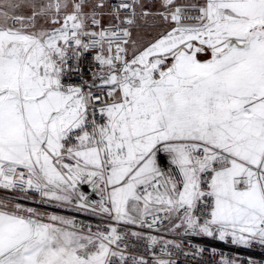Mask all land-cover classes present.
<instances>
[{
	"label": "snow or ice",
	"instance_id": "obj_1",
	"mask_svg": "<svg viewBox=\"0 0 264 264\" xmlns=\"http://www.w3.org/2000/svg\"><path fill=\"white\" fill-rule=\"evenodd\" d=\"M0 190V264H150L121 225L264 246V0H0Z\"/></svg>",
	"mask_w": 264,
	"mask_h": 264
},
{
	"label": "built area",
	"instance_id": "obj_2",
	"mask_svg": "<svg viewBox=\"0 0 264 264\" xmlns=\"http://www.w3.org/2000/svg\"><path fill=\"white\" fill-rule=\"evenodd\" d=\"M113 3L118 0H112ZM83 190L89 194L90 199L92 193L88 186H83ZM5 193L0 190V197ZM32 195V193H29ZM38 200L39 197L34 198ZM26 207L38 208L44 204L36 203L33 200H18ZM50 206V205H45ZM77 222L91 225L95 231L99 225L104 229L109 221L101 219L98 215H93L91 212H78L72 215ZM121 232L128 233L125 243L128 244L126 255L128 256H143L150 264L153 260V253L156 257L164 260H173L176 264H221L222 261H235L236 264H264V246L254 243L250 246L236 245L231 242L230 237L220 240L218 237H208L205 235H194L191 232H184L183 229H178L174 232H166L170 225L161 224L155 230L141 228L138 225H121L118 226ZM141 232L145 236L153 235L158 238V243L155 246H150L146 240H137L131 237V232ZM165 241H172L173 244H178L179 247L169 245L163 252L161 248ZM171 252V256L167 253Z\"/></svg>",
	"mask_w": 264,
	"mask_h": 264
},
{
	"label": "rangeland",
	"instance_id": "obj_3",
	"mask_svg": "<svg viewBox=\"0 0 264 264\" xmlns=\"http://www.w3.org/2000/svg\"><path fill=\"white\" fill-rule=\"evenodd\" d=\"M146 3L148 4L149 7H151L152 5V0H146ZM141 23H143V21H141ZM154 25V27H149ZM160 27L159 23L157 21H154L152 19L148 20V25L145 26V29L147 30L148 34H149V38L151 35H155V32L158 30V28ZM92 199H98V197H96L93 193L91 195ZM41 211H47L50 213H54L57 215H63V216H67V217H72L73 214L78 213L74 208H60V207H56L54 205H50V206H45L42 205L41 207H38ZM101 219L107 220L106 218L99 216ZM108 221V220H107ZM134 226V225H132ZM170 227L168 228V230L166 232H176L178 230H169Z\"/></svg>",
	"mask_w": 264,
	"mask_h": 264
}]
</instances>
